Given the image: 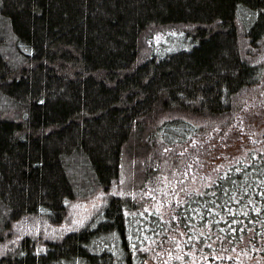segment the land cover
<instances>
[{
  "label": "trees",
  "instance_id": "1",
  "mask_svg": "<svg viewBox=\"0 0 264 264\" xmlns=\"http://www.w3.org/2000/svg\"><path fill=\"white\" fill-rule=\"evenodd\" d=\"M262 93L264 0H0V264H264V148L169 217L145 195ZM100 192L81 229L4 248Z\"/></svg>",
  "mask_w": 264,
  "mask_h": 264
},
{
  "label": "rangeland",
  "instance_id": "2",
  "mask_svg": "<svg viewBox=\"0 0 264 264\" xmlns=\"http://www.w3.org/2000/svg\"><path fill=\"white\" fill-rule=\"evenodd\" d=\"M172 32L157 34L154 41L156 43L165 42L169 35H176L174 31ZM262 98H264V93L252 101L250 110L245 115L242 114L243 120L247 119L248 122L240 131L231 134V138L222 137L203 145L201 154H196L190 160L185 159V162L182 161L181 173L173 165L168 164L167 169H165L167 173L160 175L161 180H158L155 190L145 194L150 200L146 209L161 212L169 217L172 207L182 201L188 194L200 192L211 185L220 172L246 155L248 151L254 148H264V101H259ZM122 190L113 188L112 192L121 195L129 193L124 189ZM106 199L107 194L100 192L90 200L71 202L68 216L61 225L56 226L40 222L22 223L16 227V230L18 229L17 233L19 232L16 241H11L4 248H9L11 244L16 246L20 238L26 235L38 237L43 241H51L60 239L72 231L79 230L101 211ZM3 252L5 250L2 251V254H4ZM169 255L170 258L166 259V264H174L175 261H179L180 264L186 263L184 256L179 252ZM202 259L198 256L193 257L192 261L186 264H200Z\"/></svg>",
  "mask_w": 264,
  "mask_h": 264
}]
</instances>
